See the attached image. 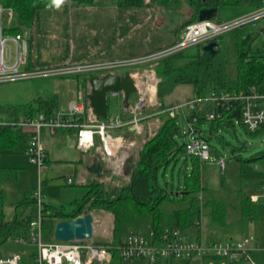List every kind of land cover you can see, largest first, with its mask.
Returning a JSON list of instances; mask_svg holds the SVG:
<instances>
[{"label":"trees","instance_id":"obj_1","mask_svg":"<svg viewBox=\"0 0 264 264\" xmlns=\"http://www.w3.org/2000/svg\"><path fill=\"white\" fill-rule=\"evenodd\" d=\"M57 8L52 4V0H0V6L13 10L12 25L8 31L11 33H27L28 41L33 33L36 21V14L45 10H59L65 4ZM118 7L122 8H142L145 0H115ZM160 6L169 3L180 5L181 1L187 3L191 9L190 17L183 21L178 29L180 32L184 28L197 21L198 12L204 8L216 9V20L218 22L227 21L252 11L261 6V0H152ZM94 0H68L72 7L90 5ZM231 13L226 17L227 11ZM226 18V19H225ZM245 27V26H244ZM238 28L229 33L231 41L235 43L234 73L230 76L227 71L224 45L222 39L217 38L218 47L214 56L210 57L201 52L202 45H194L181 50L175 54L159 59L152 67L159 79L156 85V96L158 106L153 111H143L144 114L154 112H164L166 116L160 120V124L150 137L144 138L140 149L135 157L130 156L126 160L125 175L127 180H117V184L98 182L89 184L85 194L71 202L74 207L69 213H65L62 208L46 206L49 214L43 216L42 231L45 237L53 238V230L56 222L61 220L74 219L86 212L104 211L113 217L112 239L108 244L105 241L95 242V244L108 246L111 255L116 253L115 247L119 244L124 233L129 228H144L150 225L158 234L166 227L178 228L186 234L199 231V221L203 207L209 209L211 221L219 227H224L228 222V211L226 204L221 200H203V193L206 190L203 185V172L207 162H203L196 155H187L186 144H179L177 137L181 136V129L177 122L178 115H170L168 107L162 102L164 94L170 92L178 84H190L193 88V98L200 100L195 104V109L189 112L185 121L196 118L194 127L200 130L204 120V114L213 112L215 118L211 121L209 135L220 126H234V122L241 124L240 107L242 100H227L220 104H213L207 101L210 95L217 96H245L253 89L257 93H264V51L257 49L251 51L250 45L259 31L264 32L263 27H259L256 32H250L248 28ZM250 27V26H248ZM176 42L173 41L172 43ZM171 43V44H172ZM30 48V42H29ZM149 53V52H147ZM146 53V54H147ZM148 67L142 65L140 68ZM27 70H34L35 65L30 62ZM78 76V75H77ZM93 74L84 76L82 80L76 79L79 90L78 95L86 103L89 94L86 92L87 83ZM135 93V92H134ZM129 99H123L124 105L130 103ZM208 107V108H206ZM55 103L53 100H44L37 97L24 105L0 106V154H21L26 153L30 132L18 127V123L25 119H32L39 114H55ZM110 116L107 101V116L99 118L106 120ZM120 116L123 120L128 119L125 115ZM242 125V124H241ZM69 130L77 132V127ZM264 130V126L256 131L257 134ZM127 137H129L127 135ZM133 139V138H131ZM139 139V138H137ZM206 142L209 144V140ZM180 153L185 154V160H189L188 172L180 182L178 193L173 194V199L167 190L169 182L166 180V170L172 165ZM262 154L261 156H263ZM14 170V169H11ZM10 169L0 168L1 180L8 177ZM10 175V174H9ZM163 181V185L160 183ZM165 186V187H164ZM171 187L172 184H171ZM253 194V193H252ZM249 193L239 196V222L238 225L244 229L250 218L260 220L264 218V200L253 203ZM4 192L0 185V204L4 201ZM1 207V205H0ZM15 214L11 220L5 221L4 214L0 213V244L9 238L24 237L27 233L29 223L34 219L36 209L33 198L23 197L15 205ZM23 209L19 212L18 209ZM43 240V239H42ZM254 257L258 264H264V256L255 253ZM158 264H161L158 261Z\"/></svg>","mask_w":264,"mask_h":264},{"label":"rangeland","instance_id":"obj_2","mask_svg":"<svg viewBox=\"0 0 264 264\" xmlns=\"http://www.w3.org/2000/svg\"><path fill=\"white\" fill-rule=\"evenodd\" d=\"M114 1L97 0L95 5L96 12L102 13L112 10L118 12L120 9V12H124V8L119 9L116 7ZM225 13L226 17H228L231 10ZM82 14L81 11L72 7L59 10H45L36 14L37 19L31 35L32 46L29 48L31 55L30 62L35 64L36 70L53 69L61 67L64 63L74 64L79 59L88 62L101 60L107 58L106 53H112L113 48L120 51V57H124L120 59L139 58L147 52L157 51L164 48L173 39L178 40L180 35L178 26L182 21L190 17L191 9L187 4L184 5L183 3L181 6L174 5V3H169L166 6H160L159 4L157 6H149L138 15L144 18L141 23L142 31L140 32V29H138L134 33L130 32L131 25L139 26L140 24H138V17L135 15L130 16L132 14L130 10L127 12V30H125L126 24H124L123 20L118 21V16L110 15L111 12L106 15L101 14L103 17L101 23L90 22L88 19L89 15L84 16ZM42 16L46 18H42ZM110 17H112L111 20ZM211 20L218 22L216 17ZM105 28L108 30L107 32ZM244 28H248L250 32L259 30V27L245 26ZM96 30L97 32H95ZM223 36L221 46L224 45L227 71L231 76L234 73L235 43L231 41L229 33ZM250 49L251 51L257 49L264 51V32L259 31L252 41ZM142 65L145 64L142 63ZM135 70L140 75L142 74L145 80L152 81L151 84L158 83L159 79L153 67H138ZM129 71L131 70L127 67H122L116 69L114 74L132 73ZM90 74L94 76L99 75L98 72H90L86 75L78 76L67 75L58 77L50 75L3 82L0 84V106L24 105L37 97H42L44 100H53L56 107L55 110L62 114H69V104L72 100L69 99L72 97V89L70 88L75 85L77 77L78 80H82L84 76L87 77ZM138 96V94L137 96H135V93L132 94V106L137 102ZM148 96L146 95L145 106L143 108L145 112L153 111L159 104L156 92L154 95ZM151 97L152 100L156 99L154 100L156 104H152ZM193 97L192 85L178 84L170 92L164 94L161 99L165 106L173 109L174 113L178 115L177 122L181 129V136L176 139L179 144H187L193 137L189 133L188 124L183 116V112L186 115L189 114L188 103ZM118 100V98H114L110 94L107 95L109 113H117ZM128 110L130 112V107ZM154 113L157 114L156 118L146 119L145 125L149 131L144 127L140 135L141 138L148 137L149 132L152 133L159 126L161 118L163 119L166 116V113L162 111ZM209 127V122L200 126V137L203 140L208 138L210 144L209 160L203 172V185L206 189L203 193V200L213 198L223 201L227 206L228 222L224 227L217 226L211 221L209 209L203 207L199 221V231H194L189 236L192 239L207 243L217 237L221 239L237 238L246 234L257 237L264 244V218L260 220H255L254 218L248 219L244 229L237 223L239 222L240 214L239 195L241 193H259L261 183L264 181V155L261 156L264 154V130L257 134H251L243 125L234 122L233 127L220 126L213 130L210 136ZM139 144L141 145V143ZM131 151L132 153L130 154ZM131 151H129V157H135L138 149L133 147ZM6 158L11 157L0 156V165L7 163ZM184 158L185 154L180 153L177 160L168 166L166 170V180L170 184L166 188L173 199L176 198L173 194L178 193L180 182L184 179L185 173L188 172L190 163L189 160H185ZM218 159L225 161V168L223 170L217 165ZM30 165L27 167L29 170L33 168L34 173L28 174L22 184L8 182V177L1 180L0 185L5 197L2 204H0V213L4 214L5 221L12 219L16 211L15 205L23 197H27L28 199L32 197L33 192L37 189L38 180L42 182L41 190L44 195V204L57 207V205H61L62 203L64 207L63 211L69 213L74 208L69 201L79 199L84 190L82 191L76 184L67 186L65 182L67 178L63 182L61 178L48 175L46 173L47 165L45 162L40 173H38L35 166ZM125 168L126 164L124 172ZM101 179L105 183L115 184L118 182L116 177L107 168ZM160 183L163 185L161 179ZM171 184L173 187H171ZM22 209L20 207L18 211L20 212ZM91 214L94 216L93 234L90 241L94 243L105 241L109 244L112 239L113 230L112 215L100 211H93ZM45 232L47 233L46 229L42 231L44 243L59 242L52 238H46ZM20 238L11 237L7 241L2 242L0 244V255L6 256L14 253L23 255L29 245L18 243ZM33 248L34 250L36 249L35 246ZM202 261L208 263L209 261H213V258H202ZM21 262L22 264H28L29 260L22 256ZM108 264L149 263L144 259L128 263L115 253Z\"/></svg>","mask_w":264,"mask_h":264},{"label":"built area","instance_id":"obj_3","mask_svg":"<svg viewBox=\"0 0 264 264\" xmlns=\"http://www.w3.org/2000/svg\"><path fill=\"white\" fill-rule=\"evenodd\" d=\"M261 1L260 7L227 21H194L184 28L176 42L139 58L65 63L61 67L41 70L26 69L29 63L28 35L25 32L11 33L8 31L12 25L13 10L0 6V84L6 81L50 75L62 77L98 72V76H105L114 74L118 68L127 67L131 70L129 72H132L129 75L134 81L135 92L139 95L137 102L130 108V118L127 120H123L120 116H110L106 120H100L94 115L89 102L84 103L81 96L77 95L69 104V114L61 112H56L53 115L39 114L32 119L20 121L17 124L18 127L30 132L26 150L29 163L36 167L38 173L41 172L46 160V153L41 142L42 128L70 129L77 127L75 142L77 149L82 152L94 149L117 180H127L124 173L127 152L135 147L136 142L126 139L123 135H116L114 132L127 128L134 135H140L144 130L143 121L157 116L155 113L143 115L146 95L150 97L155 94L157 82L151 84L152 81L145 80L143 75H140L135 69L142 63L152 67L163 57L194 45H204L244 26L264 28V0ZM108 94L112 97L118 95L123 97L122 92ZM237 99L242 100L241 124L249 133L260 130L264 126V93H257L251 89L248 94L241 97L212 94L207 101L221 105L224 101ZM198 102H200L199 99L193 98L188 103V112L195 109V104ZM167 112L170 115L175 114L173 109H167ZM187 115L183 112L185 119ZM214 118L213 112L204 114V120L207 122ZM186 122L189 133L193 135L190 142L185 145L186 154L196 155L201 161L208 162L210 147L200 137V131L194 127V124L197 123L196 118ZM155 130L150 133V136L154 134ZM217 165L223 170L225 161L218 159ZM67 184H72V181L68 179ZM41 185L42 182L38 180L37 189L32 194L36 209L35 217L29 223L26 235L18 240V243L36 248L29 257L28 264H108L112 259L108 246L95 244L90 240L43 242L42 219L43 216L49 214V211L44 210V195ZM262 199L264 200V181L261 183L260 192L250 195V200L253 203H258ZM115 250L125 262L134 263L144 259L149 264H158V261L161 264H258L254 254L259 253L264 256V244L253 235L245 234L241 237L227 239L217 237L203 243L192 239L178 228L166 227L158 234L151 226L144 229L129 228ZM21 258L22 256L17 253L0 255V264H22ZM202 258H213V261L204 263Z\"/></svg>","mask_w":264,"mask_h":264},{"label":"crops","instance_id":"obj_4","mask_svg":"<svg viewBox=\"0 0 264 264\" xmlns=\"http://www.w3.org/2000/svg\"><path fill=\"white\" fill-rule=\"evenodd\" d=\"M96 3H97V0H94V2L90 5L72 7L69 5L68 0H65L64 1L65 5L61 9L71 8V7L74 9H78L79 11H81L83 13L82 15H84V16L89 15L88 19L90 20V22L95 21V23L96 22L101 23V19L103 18L101 16V14L106 15V14H110V12H111L110 15L118 16L117 17L118 21H120L121 19L123 20L124 24H126L125 30H127V24H128V22L126 21L127 20V12H128V10H130V11H132V14H130V16L135 15L136 17H138V19H139L138 24H140L139 26L131 25L130 32L134 33V31L137 32L138 29H140V32L142 31L141 23H142V19L144 20V18H141L138 16L141 13V11H143V9H147V7H149V6H152V5L157 6L158 5L155 2H153L152 0H145V4L142 8H124L123 9L124 12H120V10H121L120 8H122V7H118L116 4V1H114V3H115L114 5L120 9L118 12L115 10H112L109 12L107 11V12L100 13V12H96V10H95L96 9L95 8ZM182 3L184 5L187 4L184 1H181V4ZM181 4L179 6H181ZM97 13H100V14H97ZM43 17L44 16H42V18ZM44 18H46V17H44ZM111 19H112V17H110V20ZM105 31L107 32L108 30L105 28ZM95 32H97V30ZM129 37H132V36H129ZM173 41H175V40L173 39L166 46L170 45ZM29 42H30V48H31L32 38H30ZM106 56H108V57L101 59V60H114V59L124 58V57H120V51H118L116 48L112 49V53H110V54L106 53ZM30 58H31V55H30ZM94 61H100V60H94ZM76 62L81 63V62H88V61L83 60V59H79ZM70 89H72V93H71L72 97L69 99H73L74 97H76L78 95L77 93L79 90V85H78L77 81H76L75 85L72 86ZM86 91H87L86 92L87 94H90L89 82L87 83ZM67 96H68V94H67ZM135 96H137L136 92H135ZM114 98L119 99L117 101L118 102L117 113L118 114L122 113V115H125L126 118L128 117V119H129L130 113H129L128 109H129V107L131 108L133 101L124 105L122 103L124 98L121 95H118ZM154 100H156V99H154ZM154 100H152V97H151L152 104H156V102H154ZM87 102H88V99L86 101V104H87ZM206 108H208V107H206ZM55 112H59V111L56 110ZM147 114H152V112L147 113ZM143 115H146V114H143ZM112 116H114L113 113H112ZM143 122H144L145 129L148 130V127L145 125L146 120H144ZM24 130L28 131L26 129H24ZM114 134L123 135L128 140H134L136 142L135 147L138 150L140 149V146H141L139 143H142L144 140V138L140 137L141 134L140 135H134L133 133L129 132L127 130V128L117 130L116 132H114ZM127 135L129 137H127ZM150 135L151 134L149 132L148 137ZM131 138H133V139H131ZM137 138H139V139H137ZM41 142L43 144V147H44V150L46 153V160H45V163L47 165L46 173L50 176H53L56 178H61L63 182L66 180V178H67V180L70 179L72 181V184L68 185L67 181H65L66 185L67 186H72L73 184L78 185L80 187V189H82V191L84 190V193L81 195V197L85 194V192L87 190L86 187L89 184L94 183L96 180L98 182L103 181L101 178L104 175V172H106L105 162L100 159L99 154L94 149L89 150L87 152H82L79 149H77L76 143H75L76 142V132L75 131H71L69 129L42 128L41 129ZM129 151H131V150H128V152H127L128 157H129ZM131 153H132V151L130 152V154ZM1 155L11 157V158H6L7 163L5 165H0V168L10 169V170L14 169V170L10 171V173H9L10 175L8 174V182L10 181V182H13L16 184H22L28 174L34 173L33 168H31V170H29L27 167L28 165H30V163L28 161V156L26 155V153L0 154V156ZM128 157H127V159H128ZM97 160L100 162L102 169L100 171V174H101L100 177L95 178L94 176H92L90 174L89 168ZM74 200H76V199L69 201V203L71 204V202H73ZM46 206H48V205H46ZM49 206H52L55 208L54 205H49ZM56 208H62L63 209L64 207L61 203V205H57ZM100 212L105 213L104 211H100ZM34 252H35V250H34L33 246H28V249L25 251V253L23 255L22 254H20V255L26 257L29 260V257Z\"/></svg>","mask_w":264,"mask_h":264},{"label":"water","instance_id":"obj_5","mask_svg":"<svg viewBox=\"0 0 264 264\" xmlns=\"http://www.w3.org/2000/svg\"><path fill=\"white\" fill-rule=\"evenodd\" d=\"M216 15V9L204 8L198 12L199 21L211 20ZM218 47L216 40H211L202 45L201 52L210 57L214 56ZM90 94L89 105L98 118L107 116V94L111 92H122L125 100L129 99L136 89L133 79L128 73L106 74L105 76H93L89 79ZM100 162L97 160L89 168V172L95 178L100 177ZM93 234V216L86 212L74 219L56 222L53 237L59 242L89 241Z\"/></svg>","mask_w":264,"mask_h":264},{"label":"clouds","instance_id":"obj_6","mask_svg":"<svg viewBox=\"0 0 264 264\" xmlns=\"http://www.w3.org/2000/svg\"><path fill=\"white\" fill-rule=\"evenodd\" d=\"M63 3V0H52V4H54L57 8ZM183 31V30H182ZM217 41V40H216Z\"/></svg>","mask_w":264,"mask_h":264},{"label":"bare ground","instance_id":"obj_7","mask_svg":"<svg viewBox=\"0 0 264 264\" xmlns=\"http://www.w3.org/2000/svg\"><path fill=\"white\" fill-rule=\"evenodd\" d=\"M154 84V83H153ZM156 92V91H155ZM154 95V94H153ZM154 100V99H153Z\"/></svg>","mask_w":264,"mask_h":264}]
</instances>
